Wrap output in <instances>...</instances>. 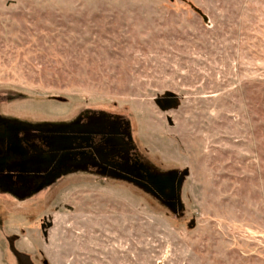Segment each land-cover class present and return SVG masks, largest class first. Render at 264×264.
Segmentation results:
<instances>
[{
    "label": "rangeland",
    "instance_id": "obj_1",
    "mask_svg": "<svg viewBox=\"0 0 264 264\" xmlns=\"http://www.w3.org/2000/svg\"><path fill=\"white\" fill-rule=\"evenodd\" d=\"M1 174L0 264H264V0H0Z\"/></svg>",
    "mask_w": 264,
    "mask_h": 264
},
{
    "label": "trees",
    "instance_id": "obj_2",
    "mask_svg": "<svg viewBox=\"0 0 264 264\" xmlns=\"http://www.w3.org/2000/svg\"><path fill=\"white\" fill-rule=\"evenodd\" d=\"M120 122H118V124H117V126H119V127H122L123 128V131H121V132H117V133H115V134H113V136H117V137H119L121 140H122V142L124 143V144H127L128 142H129V137H128V130H127V122L126 121H122V120H119ZM124 154H127V153H124ZM3 174H1L0 175V177L2 176ZM6 175H8V174H6ZM13 176V174L12 175H9L8 177H12ZM15 177H17V175L15 174ZM6 178V177H5ZM136 178V177H135ZM17 179V178H16ZM137 179V178H136ZM138 180H140V179H138ZM27 183V182H26ZM26 183H24V184H26ZM35 188V187H34ZM15 190H19L18 188H15ZM20 191V190H19ZM35 191V189H33L32 188V192H34Z\"/></svg>",
    "mask_w": 264,
    "mask_h": 264
},
{
    "label": "flooded vegetation",
    "instance_id": "obj_3",
    "mask_svg": "<svg viewBox=\"0 0 264 264\" xmlns=\"http://www.w3.org/2000/svg\"><path fill=\"white\" fill-rule=\"evenodd\" d=\"M99 151L102 152L103 150H99ZM114 151H115V150H112L111 152H114ZM102 153H106V152H102ZM107 153H110V152H107ZM42 154H43V153H42ZM99 155L101 156V155H103V154L100 153ZM106 157H107V156H106ZM98 158H99V157H98ZM107 158H108V157H107ZM107 161H108V160H107ZM107 161H104V159H103V160H101V159H96V162H97L98 164H102V163H105V162H107ZM98 164H96V165H98ZM106 167H107V166H106ZM133 168H135V165L132 164V169H133ZM109 170H110V169H109ZM116 172H117V173H120V172H121L122 174H125V173L122 172V171H116ZM116 172H115V173H116ZM125 175L128 176L129 174H125ZM139 179H140V178H139ZM140 180L142 181V179H140ZM18 260H19L20 262H24V261H23L24 259L21 258V257H19V256H18Z\"/></svg>",
    "mask_w": 264,
    "mask_h": 264
},
{
    "label": "water",
    "instance_id": "obj_4",
    "mask_svg": "<svg viewBox=\"0 0 264 264\" xmlns=\"http://www.w3.org/2000/svg\"><path fill=\"white\" fill-rule=\"evenodd\" d=\"M164 104H165V105H168V102L165 100V101H164Z\"/></svg>",
    "mask_w": 264,
    "mask_h": 264
}]
</instances>
